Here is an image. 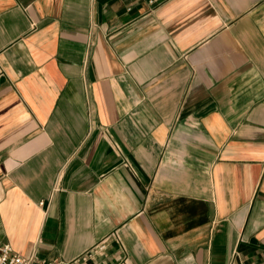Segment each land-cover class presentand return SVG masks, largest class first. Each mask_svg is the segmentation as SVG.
Here are the masks:
<instances>
[{
	"label": "crops",
	"instance_id": "0c3cea01",
	"mask_svg": "<svg viewBox=\"0 0 264 264\" xmlns=\"http://www.w3.org/2000/svg\"><path fill=\"white\" fill-rule=\"evenodd\" d=\"M4 243L264 264V0H0Z\"/></svg>",
	"mask_w": 264,
	"mask_h": 264
},
{
	"label": "built area",
	"instance_id": "2783aa9c",
	"mask_svg": "<svg viewBox=\"0 0 264 264\" xmlns=\"http://www.w3.org/2000/svg\"><path fill=\"white\" fill-rule=\"evenodd\" d=\"M146 5L152 9L154 8L160 0H142ZM128 9V8H127ZM112 239L119 241V237L114 231L110 235ZM101 245L98 249H101ZM0 264H72L71 262L63 263L59 260H49V261H38L32 257H22L21 255L12 251L11 247L4 243L0 245Z\"/></svg>",
	"mask_w": 264,
	"mask_h": 264
}]
</instances>
